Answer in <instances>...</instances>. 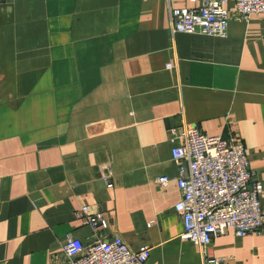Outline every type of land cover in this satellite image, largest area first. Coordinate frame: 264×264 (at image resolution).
Instances as JSON below:
<instances>
[{
  "label": "crops",
  "instance_id": "0c3cea01",
  "mask_svg": "<svg viewBox=\"0 0 264 264\" xmlns=\"http://www.w3.org/2000/svg\"><path fill=\"white\" fill-rule=\"evenodd\" d=\"M225 7L227 36H173L168 0H0V264H51L69 237L116 234L150 246L147 264H204L174 208L177 135L239 137L264 188V13ZM83 205L110 227L84 223ZM207 255L264 264V231L218 236Z\"/></svg>",
  "mask_w": 264,
  "mask_h": 264
},
{
  "label": "built area",
  "instance_id": "2783aa9c",
  "mask_svg": "<svg viewBox=\"0 0 264 264\" xmlns=\"http://www.w3.org/2000/svg\"><path fill=\"white\" fill-rule=\"evenodd\" d=\"M168 1L173 36L178 32L227 36L233 19V12L225 7L228 0H188L194 4L190 8L172 7V0ZM234 1L235 12L245 20L264 13V0ZM183 129L172 149L182 196L174 207L182 217V238L200 246L204 264H224L223 259L209 258L207 248L213 239L229 232L245 236L264 231L263 184L253 177L246 146L239 137L208 136L195 125ZM104 169L108 171L106 165ZM102 179L113 186L109 172ZM156 180L160 185L171 181L167 175ZM77 215L97 232L111 224L109 214L89 205H83ZM63 248L51 264H147L152 251L147 245L134 250L119 234L112 238L99 235L90 242L69 237Z\"/></svg>",
  "mask_w": 264,
  "mask_h": 264
}]
</instances>
